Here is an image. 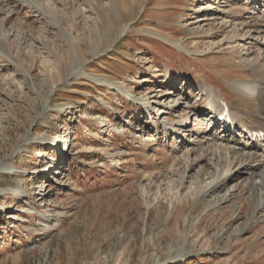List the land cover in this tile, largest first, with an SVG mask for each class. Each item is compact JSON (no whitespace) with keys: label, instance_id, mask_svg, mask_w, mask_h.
<instances>
[{"label":"rangeland","instance_id":"1","mask_svg":"<svg viewBox=\"0 0 264 264\" xmlns=\"http://www.w3.org/2000/svg\"><path fill=\"white\" fill-rule=\"evenodd\" d=\"M215 3L0 0V264H264L254 175L202 197L231 158H214L209 143L189 152L172 135L162 139L143 105L166 94L174 110L163 117L190 116L204 103L194 93L201 83L224 93L248 125L264 119L258 97L233 86L253 78L264 7ZM216 5L221 20L207 15ZM236 29L246 45L228 43ZM177 74H187L186 87ZM199 127H185L187 138ZM59 158L60 177L48 168ZM189 160L199 163L186 180Z\"/></svg>","mask_w":264,"mask_h":264},{"label":"bare ground","instance_id":"2","mask_svg":"<svg viewBox=\"0 0 264 264\" xmlns=\"http://www.w3.org/2000/svg\"><path fill=\"white\" fill-rule=\"evenodd\" d=\"M215 1L217 4L222 3L221 7L222 6H226V7L232 6L234 4V3L229 4L228 3L229 0H221V1L215 0ZM4 2H5V0H4ZM247 3L252 4L253 5L252 7L255 11L258 10V8H259V10H261L262 7H264V0H247ZM40 8H41V10H44L42 7H40ZM213 8L216 10H214ZM213 8H210L211 12H209L207 15H213L214 17H216L215 19L221 20V18H217V16H219V15L225 16V13L222 12V10H219L218 6L213 7ZM205 10L202 12L203 16H204V14L207 13ZM216 13H219V14H217V16H215ZM251 13H253V12H251ZM234 14H235V16L241 15L240 12H237ZM213 16L203 18L202 21L211 20V19H213ZM248 25L249 24L247 23V25L244 27V29L249 30L250 26H248ZM259 26H261V25H259ZM259 28L262 29V32L264 33V25H262ZM125 31H126V29H123L122 33H124ZM239 31H240L239 29H236L233 31L232 35L230 36L229 42H228L229 44H234V43L236 44L237 43L239 45H241V44L246 45V43H244V42L246 39H249V37L246 38L247 35L241 34L242 32L239 33ZM249 33H251V32H249ZM262 38L263 39L258 43L259 49H260V53H259L260 56L256 57L250 66L251 74H252L253 78L251 80H248V81L246 80L244 82H238L237 81L234 83L233 86H234V91L236 92V94L238 96L249 97V94L252 93L251 89L253 88V85H255V84L258 85L259 83H261L262 87L257 91V97L258 98L256 100L257 105H255V106L258 108V110L262 111V114H260L261 117H264V93L262 95V90L264 89V67L263 66L258 67L259 63H260V57L263 54L262 52H264V50L262 49V47L264 45V36ZM256 41H258V38L256 39ZM173 44L176 47H179L180 49H184L182 47V44H179L177 42H173ZM142 52H143V50H139V52H137V53L141 54ZM156 71H154V73L156 74V76H158V73ZM82 73H84V72H82ZM167 74H169V71ZM178 75L181 77L183 76L182 74H178ZM95 80H97V79H95ZM98 81L100 83H102V82L103 83L106 82V84L109 83V82H107V80L105 78L99 79ZM257 85H256V87H257ZM111 87H113V89L118 88V90H120L121 93H123L127 97L129 96V97L133 98L134 100H137V98L132 95L133 93L131 91H129L128 87H120L119 88L113 83H111ZM195 88L197 89V91H194V93L196 95L207 96L210 104L214 105L213 108L219 107L224 102V100L221 98V95H223L224 93L218 94V90H216L215 88H209L206 85L201 84V83L198 84ZM245 88H247L246 93L243 92V90ZM158 91L161 92L160 88ZM170 95L172 96L171 92L169 94H167V96H170ZM190 95L191 94H189V96ZM165 96H166V94H165ZM165 96L160 94V93L153 95L152 98L154 100H152L150 103L148 101L143 102V105H145L147 108H152V109L155 108V110H157L156 113L162 115L159 117L158 120L162 121V125L164 127V130H163L164 133L168 134V133L172 132L171 134H177L178 135V133L181 129L184 131L185 127H188V124H189L188 119H191L190 117H192L193 115L197 116V113L192 112L191 116H187V117L182 116L179 119H172L169 117H163L165 114L170 113L168 111L170 109V107L166 108L164 106L163 100H161ZM173 103H174V100H173ZM184 103L188 105L189 101H187V99H186V100H184ZM237 108H238L237 106L231 108L232 117L235 121V124L232 125L233 126V133H235L234 134L235 136L228 137L229 135H232V134H228L227 132H230V131L227 130L224 135L215 138L216 136L214 137L210 132H208L209 129L207 128L202 132V133H204V137H206L205 140H202L201 142H199V141L196 142L195 139H193V140L191 139V140H188L189 141L188 144H185L184 147L187 148L188 151L190 150L189 152H191L192 150L193 151L196 150L195 145H197L199 143H204V144L209 143L207 145V148L210 149L212 147L216 150L215 151L216 153L214 154V156H215L214 158L217 157V159H218L219 154H221L220 152H222V151L225 152L227 154V156H229L228 158H231L230 161H228L229 163L227 162L226 168H224L222 170L219 166H217L218 164L216 165V174H217L216 176L217 177L214 178V180L210 184H207L205 186V188H203L202 190H198V192H197L198 194H201L202 197L206 198L211 192L216 190V188H220L222 186L226 187L227 183H229V182L236 183V181L243 179V176H245L247 174H251V175H254L253 176L254 179L251 183V190H252V194L255 198L254 201H255L256 206H257L256 211L262 212L264 209V197H263V194H264V151L261 155H257L253 152H250V151L253 150L254 148H257L258 150H262V148L264 147V141L261 140V142L258 143V138H256V140H252V137H253L252 133L250 134L249 132H250V130L264 131V125L262 124V121H260L259 124L257 125V128L247 126L245 123L246 122L245 120H244L245 122L240 121V120H242V116H241V114L239 115ZM239 112H241V111H239ZM150 118H151V120H153L152 117H150ZM209 119H211V117ZM158 120L156 121L157 124H158ZM156 127H158V126H156ZM243 127H246L247 130L243 131L242 130ZM185 131H188V130L186 129ZM223 131H220V132H223ZM195 133L198 134L197 132H195ZM194 136L195 135L193 134L192 138ZM197 138H198V136H197ZM64 142H65L64 147L62 145L60 146L61 147V153H63L67 149H70V147H71V145H69V142H70L69 137ZM57 144H59V143L57 142ZM191 146H193V147H191ZM204 154H206V153H204ZM212 154H213V151H212ZM57 161L58 162H56L55 165L48 166V168H50L49 174H50L51 170H55L53 173L55 175H59V177H60L63 174V171H61V164L62 163L60 162L61 161L60 158ZM189 161L190 162L187 164V167H186V174L183 176V179H186V180H187V178L191 177L189 174L190 173L189 171H192V169H194V167L199 163V162H197V160H189ZM213 161H214V159H213ZM215 161H216V159H215ZM237 162L239 165V166L236 165V166H238V171L233 172L234 168L236 167V166H234V164L235 163L237 164ZM254 168H256V169H254ZM45 169H47V166L45 167ZM229 191L230 190H227V192H229ZM245 228H246V226H244L242 228V230L244 231ZM240 232L236 231V235L240 234Z\"/></svg>","mask_w":264,"mask_h":264}]
</instances>
